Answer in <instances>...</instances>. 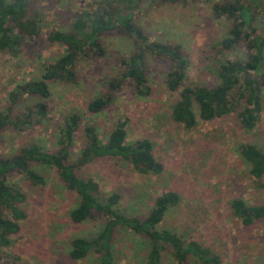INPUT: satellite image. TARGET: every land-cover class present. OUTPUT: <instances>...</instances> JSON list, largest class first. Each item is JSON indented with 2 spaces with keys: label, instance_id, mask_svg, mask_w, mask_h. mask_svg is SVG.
<instances>
[{
  "label": "rangeland",
  "instance_id": "rangeland-1",
  "mask_svg": "<svg viewBox=\"0 0 264 264\" xmlns=\"http://www.w3.org/2000/svg\"><path fill=\"white\" fill-rule=\"evenodd\" d=\"M30 13L38 16L40 33L26 40L22 51L14 56L0 51V111L8 106V93L24 80L39 78L46 64L63 53L65 46L49 40L55 31L69 30L74 15L91 9L100 0H28ZM108 1V0H104ZM119 4V0H110ZM220 0H196L166 3L154 0L133 15V22L148 36V41L179 44L188 60L182 86L217 84L219 62L245 59L244 42L234 49L222 50L220 41L228 36L231 21L214 16L212 6ZM259 27L264 31V22ZM103 55L90 52L75 64L74 82H50L47 98L25 96L13 108L12 116L34 103L44 101L48 113L40 127L0 132V156L9 155L22 146L38 142L51 151L57 149L59 130L70 113L81 117L75 134V151L84 143L83 127L90 125L105 141L120 120L125 121L126 140L148 138L163 171L144 175L120 157H100L76 167L81 178H93L105 195L119 196L118 209L126 216L144 218L156 196L174 191L179 200L171 206L160 229L176 232L186 241L194 240L219 257V264H264V219L244 225L231 210L234 198L249 204H264V175L260 180L249 173V164L240 154L244 143L264 150V87L262 111L253 129L242 127L238 110L221 118L201 120L192 128L176 122L171 108L179 91L166 86L169 60L145 53L147 95H137L130 78L117 82L122 71L120 61L136 53L131 36L115 30L102 38ZM111 95L100 112L88 110L90 101ZM35 170L45 177L44 185L30 184L24 174L12 173L9 180L21 190L25 199L18 204L24 217L18 219L19 231L3 247L0 264H99L90 252L85 258L69 256L71 240L80 236L91 239L102 230L105 218L73 223L70 211L79 197L68 190L54 169L37 164ZM8 217H12L6 211ZM113 264H146L149 241L125 226L117 227L112 240ZM188 264H198L188 256ZM160 264H175L170 250L161 252Z\"/></svg>",
  "mask_w": 264,
  "mask_h": 264
},
{
  "label": "trees",
  "instance_id": "trees-1",
  "mask_svg": "<svg viewBox=\"0 0 264 264\" xmlns=\"http://www.w3.org/2000/svg\"><path fill=\"white\" fill-rule=\"evenodd\" d=\"M154 0H100L94 8L78 11L69 30L52 32L48 38L65 46L63 53L50 60L41 76L24 80L8 93L9 104L0 111V132L6 129L25 130L42 126L46 120L48 106L44 101L34 103L21 113L12 116L14 106L25 96L47 98L50 82H74L76 62L90 52L103 55L102 36L112 30L131 36L137 44V52L120 61L122 68L117 88L122 80L130 78L134 82L137 95H147L149 86L145 74V53L165 58L170 62L166 86L179 91L178 99L171 108L174 121L192 128L201 120L221 118L238 110L242 127L253 129L261 116L262 91L264 87V31L258 26L264 22V0H220L213 4L214 16L229 19L231 27L228 36L220 41L222 50L234 49L244 42L246 58L219 62L217 84L182 86L186 76L188 60L179 44L148 41V36L133 22V15L140 7ZM166 3H184L196 0H160ZM40 33L38 16L30 13L28 0H0V51L14 56L22 51L26 40H35ZM111 95L98 96L88 104L91 113L100 112L111 101ZM125 121L120 120L105 141L100 140L95 128L83 127L84 143L75 151V134L81 125L77 113L67 115L59 130L57 149L51 151L38 142L22 146L17 151L0 156V255L3 247L11 243V236L19 231L18 219L24 217L18 204L25 199L21 190L10 183L12 173L24 174L30 184L44 185L46 179L35 166L54 169L68 190L73 191L79 201L70 211L73 223L80 224L87 219L105 218L102 230L88 239L74 237L70 243L69 256L78 260L90 252L99 257V264H113L112 240L117 227L125 226L141 234L149 241L146 264H160L161 252L172 253L175 264H188V256H193L198 264H219V257L199 242L182 239L176 232L160 229L167 210L174 206L179 196L174 191H166L156 196L152 208L144 218L123 215L118 209L119 196L110 193L104 196L99 183L93 178H81L76 167L85 165L95 158L120 157L144 175H157L163 171L162 163L153 153V145L148 138L126 140ZM241 157L249 164V173L260 180L264 175V150L244 143L240 147ZM233 215L244 225L264 219V204H249L243 198L231 201ZM9 211L12 217L6 215ZM262 264V263H258Z\"/></svg>",
  "mask_w": 264,
  "mask_h": 264
}]
</instances>
